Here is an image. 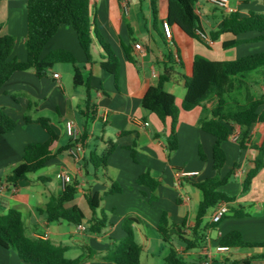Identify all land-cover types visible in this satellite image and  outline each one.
Instances as JSON below:
<instances>
[{"label":"crops","instance_id":"1","mask_svg":"<svg viewBox=\"0 0 264 264\" xmlns=\"http://www.w3.org/2000/svg\"><path fill=\"white\" fill-rule=\"evenodd\" d=\"M264 0H228V8H218L210 0H198L196 14L201 20L202 42L188 37L169 19L170 0H91L93 20L92 55L93 64H88L86 56L71 27H61L48 42L42 57L52 51L67 50L77 59L85 80H90L92 104L96 116L92 120L82 115L85 110L86 89L75 86L73 68L64 67V72L55 66L48 74L39 78L34 69L15 73L0 91V107L19 121L13 131L0 135V213L10 209L21 212L26 232L29 236L50 240L57 246L68 248L69 259L83 258L81 264H114L101 260L118 241L126 237L122 228L126 217L138 218L135 225L136 241L142 246L143 258L162 256L163 264L168 252L158 233L160 218L164 212L171 222L186 223L188 232L197 221L202 193L194 182L213 175L212 150L215 139L199 127L202 109L182 110L187 90L185 76L192 73L197 56L214 62H229L254 54L245 48L255 43L258 33L252 32L238 36L223 35L218 41H211L209 34L220 29L225 15L239 12L248 16L251 12L264 13ZM168 22L172 37L165 35L163 23ZM0 27L2 35L23 38L20 53L17 46L13 57L25 60L23 50L27 39V0H3L0 4ZM97 30L111 47L119 60L118 79L104 71L102 62L108 58L94 36ZM238 40L235 47L224 48V42ZM172 70V71H170ZM171 73V80L165 90L176 97L181 109L178 125L179 149L171 154L167 148L166 136L170 132V121L162 123L159 118L142 107V99L147 91L156 86L159 77ZM59 74L56 78L54 75ZM261 88L264 89L263 86ZM32 117L50 119L58 139L51 151L72 143L66 131V123L74 121L79 138L84 134L85 144L79 151L76 145L50 160L47 165L17 184L7 178L24 160L25 149L30 144L46 143L48 132L39 124L26 125L22 122L28 108ZM129 131L130 135L118 137L120 132ZM223 145L228 160L237 164L230 182L220 191L236 198L230 207L243 211L246 216L225 218L216 227H210L212 210L203 220L208 226L206 241L202 249L186 253L188 264H245L246 260L264 255V248H231L220 252L221 240L229 233L238 231L250 243L264 244V168L252 182L251 189L243 192L242 183L252 167L258 152L252 149L240 150L234 134ZM252 144L264 143V123L251 127ZM117 144L109 157L106 169H97L91 163L93 153L103 154L108 142ZM206 155L203 161L199 148ZM133 152L135 158L133 157ZM233 165H226L222 177L232 171ZM146 172L159 181L155 192L137 184V179ZM198 173L194 177H184L182 173ZM68 175L71 182L78 184L75 199L66 204L75 206L86 215L83 225L92 217L88 197L102 196L97 214L105 212L109 225L99 235L77 231V226L67 222H48L45 213L51 197H59L65 186L61 176ZM70 183V182H69ZM113 183L118 184L120 193L105 195ZM152 196L156 201L150 203ZM155 242V244H154ZM178 250L183 247L176 241ZM0 264H25L18 253L0 246ZM249 264H264V259L251 260Z\"/></svg>","mask_w":264,"mask_h":264},{"label":"trees","instance_id":"2","mask_svg":"<svg viewBox=\"0 0 264 264\" xmlns=\"http://www.w3.org/2000/svg\"><path fill=\"white\" fill-rule=\"evenodd\" d=\"M3 0H0V4ZM198 0H170L169 19L190 38L202 42L201 20L196 14ZM264 4V1H263ZM153 7L156 2L153 0ZM93 20L91 17V0H27V39L25 43L26 59L18 60L13 57L17 46V40L11 35H2L0 27V91L15 73L26 72L34 69L39 78L45 77L48 72L58 64H69L73 68L75 86L85 87V110L82 115L88 120L94 119V105L91 97L90 80H85L82 69L78 66L76 57L67 50H56L42 57L43 50L48 42L56 35L61 27H71L78 38V42L86 56L88 64H93L92 44ZM256 32L258 36L254 41H264V13L251 12L243 16L239 12H230L225 15L219 30L212 31L210 40L215 42L223 35H232L237 38L240 35ZM95 39L104 50L107 62H102L101 67L107 73L112 74L117 82L119 60L109 44L105 42L99 32L94 30ZM241 42L233 40L224 42V48L235 47ZM172 71V70H170ZM171 73L162 74L156 86L151 87L142 99V107L155 114L159 120L166 124L170 121V132L166 136L167 148L171 154L176 153L180 143L178 139V125L180 111H191L197 107L202 109L199 119L200 129L211 135L214 139L212 150L213 175L194 182V186L201 191L202 201L199 205L195 226L188 232L186 223L176 224L171 222L169 214L164 212L160 218L158 233L163 242L169 246V252L165 257V264H188L185 255L192 250L202 249L206 241L208 226L203 225L204 218L220 203L229 205V215L244 217L246 214L230 207L236 198L220 191L226 186L236 168L227 157L223 145L230 139L235 131V126L240 128L237 143L240 150L252 149L258 152L252 161V167L248 170L242 183L243 192L247 193L252 186L254 178L264 168V143L261 146L252 144L250 129L253 125L264 123V93L256 96L253 93L254 86H264V52L255 53L229 62H214L202 56H197L192 66V73L185 76V99L180 109L176 104V97L165 90V85L171 80ZM242 95H244L242 97ZM26 125L39 124L49 134L46 143L30 144L25 149L23 163L17 167L7 178L12 184L27 179L30 174L43 169L55 155L73 148L72 143L58 150L56 154L51 151L52 145L58 136L51 126L48 118L34 119L31 107L22 119ZM19 121L12 117L5 108L0 107V135H4L16 129ZM84 134L78 142L85 144ZM130 135L129 131L120 132L118 137ZM106 151L97 155L92 154L91 163L95 168L106 169L109 157L116 150L117 144L109 141ZM201 160H206L202 148H199ZM133 157L135 154L133 152ZM233 165L232 171L222 177V170L226 165ZM137 184L148 187L155 192L160 183L154 179L150 172H146L137 179ZM121 187L113 183L105 195L120 193ZM78 193V184L75 181L68 183L59 197H51L43 212L48 222H67L78 226L83 225L86 215L79 207L67 208L66 204L72 202ZM88 203L92 217L87 220V232L99 235L109 225L105 212L97 214L102 196L96 194L89 196ZM156 201L152 196L150 203ZM224 218V219H225ZM223 219V220H224ZM222 220V221H223ZM138 218L128 216L124 219L122 228L126 237L114 244L109 253L100 258L114 264H141L142 246L136 241L135 225L139 224ZM218 224H211L214 228ZM183 249L178 250L175 242ZM0 246L8 250H14L25 264H81L83 258L69 259L66 254L68 248L57 246L50 240L31 237L27 234L21 212L10 209L7 213H0ZM221 247L231 248H264V244L246 242L242 234L233 231L227 234L220 242ZM264 259V255L253 257L251 260Z\"/></svg>","mask_w":264,"mask_h":264},{"label":"built area","instance_id":"3","mask_svg":"<svg viewBox=\"0 0 264 264\" xmlns=\"http://www.w3.org/2000/svg\"><path fill=\"white\" fill-rule=\"evenodd\" d=\"M124 1H127V0H124ZM210 3L218 8H228V0H210ZM163 28H164V31H165V35L168 37V38H171L172 37V32H171V28H170V25L168 22H165L163 23ZM56 78L59 77V74H55L54 75ZM66 131H67V134L68 136L72 139L73 142L76 143V149L77 150H81L82 149V145L80 144V142H78L79 140V133H78V130H77V127H76V124L74 121H68L66 123ZM239 137V134H234L233 135V139L237 141ZM198 175V173H185L183 172L182 173V176L184 177H194ZM63 181L65 183H69L71 182V177L68 176V175H63L61 176ZM229 213V205L227 203H220L215 209H214V212L212 214V217H211V221L212 223L214 224H219L220 222H222V220L225 218V216ZM87 228L85 225H78L77 226V231L79 232H86ZM218 251L220 252H225V251H228L229 248L228 247H218L217 249ZM204 264H211L210 261H206Z\"/></svg>","mask_w":264,"mask_h":264},{"label":"rangeland","instance_id":"4","mask_svg":"<svg viewBox=\"0 0 264 264\" xmlns=\"http://www.w3.org/2000/svg\"><path fill=\"white\" fill-rule=\"evenodd\" d=\"M15 39L18 41L19 45H18V48H17V55L20 53V50L21 49V43H22V39L23 38H18V37H15ZM245 48H249L251 49L252 51H254L253 53H262L264 52V41H259V42H255V43H248L246 45H244ZM23 50L24 52L26 53V48L25 46H23ZM64 67H67V69L71 70V65L69 64H58V65H55V68H57L56 70H59L60 72H64L65 70H63ZM264 87V86H263ZM253 93L256 95V96H259L261 94L264 93V89L261 88V86H254L253 87ZM244 95H242L243 97ZM34 174H30V176H33ZM155 244V242H154ZM165 246V251L168 252L169 250V246H167L166 244H164ZM143 264H163V260H162V256L161 255H158L154 258L152 257H148V261H146L145 257L143 258Z\"/></svg>","mask_w":264,"mask_h":264}]
</instances>
